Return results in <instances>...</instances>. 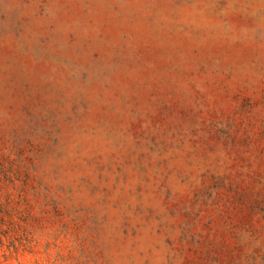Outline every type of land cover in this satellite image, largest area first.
Listing matches in <instances>:
<instances>
[{
	"label": "rangeland",
	"instance_id": "obj_1",
	"mask_svg": "<svg viewBox=\"0 0 264 264\" xmlns=\"http://www.w3.org/2000/svg\"><path fill=\"white\" fill-rule=\"evenodd\" d=\"M0 264H264V0H0Z\"/></svg>",
	"mask_w": 264,
	"mask_h": 264
}]
</instances>
